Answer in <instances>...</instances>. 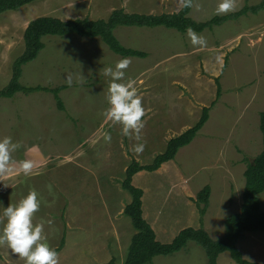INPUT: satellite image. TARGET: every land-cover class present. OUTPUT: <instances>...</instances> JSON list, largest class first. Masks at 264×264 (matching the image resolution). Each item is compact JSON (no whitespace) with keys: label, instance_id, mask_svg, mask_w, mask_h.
Returning a JSON list of instances; mask_svg holds the SVG:
<instances>
[{"label":"rangeland","instance_id":"374dc122","mask_svg":"<svg viewBox=\"0 0 264 264\" xmlns=\"http://www.w3.org/2000/svg\"><path fill=\"white\" fill-rule=\"evenodd\" d=\"M262 1L233 0L234 11L217 13L221 0H193L189 15L196 21H206L216 15L237 12L246 4L258 5ZM183 2L37 0L18 10L3 12L0 15V88L7 86L12 78L13 63L25 48V28L33 19L54 16L61 19L89 17L107 20L115 9L120 8L130 13H175L181 10ZM193 31L205 38V46L193 45L188 30L182 32L165 26H118L115 35L121 43L132 49L146 51V58L122 57L113 52L100 37L86 39L74 33L65 36L47 35L43 38L45 47L37 58L22 67L20 82L26 86L54 88L65 85L59 93L63 109L59 107L56 97L54 99L55 95L45 91L29 94L18 92L12 98L0 97V138L10 136L13 143L20 141L22 144L12 151L10 161H45L40 173L28 176L21 173L8 178L0 175V201L3 202L0 210L10 204H17L29 191H36L42 203L33 222L44 226L47 243L52 248H61L58 251L59 264L102 263L90 256V249L86 250L90 246L82 241L94 239L101 246L111 242L115 233L110 231L104 234L102 230L107 227L101 222L98 212L95 211L93 219L89 217L88 212L92 210L93 203L99 205L104 198L109 205V212L112 211V217H115V211L121 207L119 203L127 204L130 201L127 189H112L115 182L117 185L125 177L121 166L126 158L129 156L128 166L134 157L139 158L141 163H150L156 155L165 151L168 140L178 135L167 136L173 130V119L162 113L180 107L172 96L170 84L165 96L152 101L146 134L141 136V141L135 142L131 135L121 137L115 130L117 123L106 118L105 113L109 108L107 90L111 77L103 76V69L106 66L114 67L123 58L131 61L125 70L126 80H133L140 73L150 71L157 61H166L170 57L183 61L195 49H198L196 55L203 62L200 68L202 74L207 71L205 58L214 56V60L224 63L217 74L222 95L208 105L209 119L193 141L182 147L173 160L164 163L157 171L140 173L143 177H150L149 180L143 179L142 185L140 176L133 181L144 190L145 207L149 206L148 200L151 199L152 205L147 213V220H151V224L153 209L159 210L158 215L153 217L157 239L171 242L182 229L194 226L203 227L213 239H219L225 234L227 218L240 211L246 183L244 172L264 148L260 128V115L264 111V9L258 13L248 12L238 19L227 20L201 32ZM92 45L93 49L90 50ZM87 52L89 63L81 60ZM93 60L102 65L96 68L91 64ZM188 63L189 60L183 65ZM87 73L94 80L80 84ZM69 76L73 80L71 86L67 83ZM154 76L158 77L155 86L159 84L160 87L154 86L155 93L160 90L161 95V89L166 91V87L161 85L164 76L161 65L155 67ZM213 78L211 83L214 82ZM218 85L216 78L215 97ZM198 88L194 84L192 90ZM196 110L192 116L194 119L201 114L200 107ZM184 116L185 123H192L188 127L196 123L187 120L186 114ZM102 131H105L103 136ZM105 135H111L110 142L105 141ZM97 137L102 140L95 145L93 141ZM122 141L127 145L126 156L116 149ZM104 143L112 144L113 158L116 160L115 165L108 170H100L103 162L97 160L98 154H102L106 148L102 145ZM137 143L144 144L140 154L132 151ZM113 144L116 146L113 147ZM79 152L86 153L81 157ZM166 166V171L172 169L168 175H154ZM117 175L119 180L116 179ZM207 185L211 187V195L207 212L201 217L196 197ZM178 198L186 201L191 212H187L185 203L176 201ZM260 200L264 210V192L260 194ZM69 212L78 214L80 218L78 226L74 224V227L79 228V233H87L77 244L68 239L71 225ZM93 223L96 224L94 231L91 229ZM116 224L124 232L122 240L126 243V255L135 229L125 213H122V218ZM2 227L3 220H0V229ZM95 246L92 244V247ZM238 247L246 259L264 264V231L246 232ZM153 263L208 264V258L201 245L190 241L177 253L154 257ZM0 264H24V260L13 254L6 244H0ZM218 264L237 263L229 252H223L219 255Z\"/></svg>","mask_w":264,"mask_h":264},{"label":"trees","instance_id":"16d2710c","mask_svg":"<svg viewBox=\"0 0 264 264\" xmlns=\"http://www.w3.org/2000/svg\"><path fill=\"white\" fill-rule=\"evenodd\" d=\"M34 1L37 0H0V15L8 10H18ZM186 2L188 6H185ZM192 2L193 0H184L181 10L175 13H130L120 8L115 9L107 20L102 18L91 19L89 17L61 19L54 16H42L33 19L28 23L24 31V51L14 61L12 78L7 86L0 88V97L12 98L18 92L29 94L35 91H47L55 95L59 107L63 109V104L59 98L62 87L26 86L20 82L22 67L37 58L40 51L45 47L43 38L47 35L65 36L74 33L81 37H100L117 54L146 57L147 53L123 45L115 35V29L121 25L138 27L165 26L182 32H186L188 29L201 32L207 28L221 25L227 20L238 19L248 12L258 13L264 9L263 0L258 5L251 6L246 4L237 12L216 15L206 21H196L189 15ZM217 83L219 84L217 99H219L222 95L219 78H217ZM209 113L210 106H205L199 121L182 134L171 138L165 151L158 154L150 164L142 165L134 160L128 167L123 187L131 193L133 199L125 208V213L131 217L137 232L132 238L124 264H154V257L177 253L184 249L190 241H195L205 249L208 264H218L219 255L223 252H229L237 264H260L246 259L243 252L239 249L238 243L245 238L246 232L264 231V210L260 200V194L264 192V148L254 158V161L247 165L244 172L246 183L243 190L241 209L227 218L225 222L226 231L221 238L213 239L203 227H186L171 242H162L157 239V234L152 224L144 216V190L133 183L135 175L143 171H156L164 163L173 160L182 147L193 141L209 119ZM260 116V128L264 141V111ZM210 195L211 187L208 185L197 194L196 204L201 217L207 212ZM60 249L56 248V251L58 252ZM103 264L118 263L113 258Z\"/></svg>","mask_w":264,"mask_h":264},{"label":"crops","instance_id":"0c3cea01","mask_svg":"<svg viewBox=\"0 0 264 264\" xmlns=\"http://www.w3.org/2000/svg\"><path fill=\"white\" fill-rule=\"evenodd\" d=\"M192 4H193V2H192ZM191 11H192V8H191ZM85 38L88 39L89 37H85ZM92 39H94V38H92ZM91 49H93V45L90 48V50ZM136 50H138V49H136ZM196 50H198V49L193 50L188 55V57L184 58L185 60H183V61H179V60L176 61V59L172 58V57H170L166 61H164V60H162V62H160V61L158 62L157 61L156 64H155L156 66H154L150 71H146L145 73L144 72L140 73L139 75H137L133 79V81L135 82V87L137 89V93L141 97L142 106L145 109V115H144V117H142V119L144 121V128L141 130V136H144L146 134L145 133V128L147 126V123H148V120H149V117H150L149 116V110H151V108H152V101L154 100V102H155L159 97L165 96L169 92L168 84H170L171 87L173 88L172 96L180 104V107L178 109H176V110H172V112L162 111V113H165L166 115L168 114L169 117L171 119H173V121L171 122V126H172L173 130L170 131V133L169 132L167 133V136H169V137L173 136V134L180 135L184 131H186L187 129H189L193 125H195L199 121V119L201 117L203 108L205 106H208L211 103V101H213V100H215L217 98V95L215 97L216 89H217L216 78L219 77L217 75L218 74V70L221 68L222 65H224V63L220 64L221 60L220 61L217 60V59L214 60V56H213V58H212V56H210L209 58H205V62L206 63H204V64L207 66V68L205 69L207 71H206V74H202L200 72L201 71V69H200L201 68V62H202L201 60L202 59H200V56L196 55L197 54ZM140 51H143V50H140ZM143 52L147 53L146 51H143ZM88 54H89V52H87L85 57L82 56V59H81L82 62L84 61V62L89 63ZM192 56H194V57H192ZM122 57H123V55H122ZM125 57H137V56H125ZM146 57H140V58H146ZM188 60H189V63L186 64V65H183V62L188 61ZM91 64L95 65L96 68L99 67L100 65H102L100 63L95 62L94 60H93V62H91ZM87 65H89V64H87ZM158 65H161L162 72H163V75H164L161 78V83H162L161 85L166 87V91L165 92L162 91L163 89H161V95H159L160 94V90L158 91L159 93H155V87H158L159 84L157 86H155L156 81L158 80V77L154 76V69ZM89 67L90 66H88V68ZM149 72H151V73H149ZM165 77H167V79ZM210 77L211 78L214 77L213 78L214 82L211 83V78ZM89 80H94V78L92 76H90L89 73H87L86 78H83V80H82V82H80V84H85ZM194 84H196L199 87L197 90H192V87H193ZM44 87H48V86H44ZM64 87H66V86L62 85V89ZM50 88H54V87H50ZM158 88H160V87H158ZM45 92H47V91H45ZM213 92L215 93L214 95H213ZM50 93H52V92H50ZM202 93L203 94L204 93H208V94L204 96ZM193 95H194V97H193ZM53 97L55 99V96H53ZM199 107H200L199 111H201V114H199L200 116L198 115L199 116V117H197L198 119L197 118L194 119V117H192L194 115V111L197 108H199ZM165 110H170V109H165ZM185 114H186L187 120H192V122H196V123L193 124L192 126L188 127L192 123H190V124L185 123V116H184ZM115 130H117L118 133L121 135V137H123L122 125L117 123L116 127H115ZM103 133L105 134V131L101 132L102 136H103ZM178 135H176V136H178ZM131 137L135 138V134L131 133ZM124 139H126V137ZM101 140H102V138L97 137L93 142L96 145ZM135 142H138V141L135 140ZM167 144H168V142H167ZM167 144H166V147H167ZM102 145H105L106 148L104 149V151H102V154H100V153L98 154L97 160H101L103 162V165L100 168V170H108V169H110V167L115 165L114 161H116V160L113 158L115 154H114V151H113V149L111 147L112 144L104 143ZM115 146L116 145L113 144V147H115ZM126 146L127 145L125 143H123V141H122V143H119V145L116 147L117 152H122L123 155L126 156V154H124V153H126V150H127ZM84 153H86V152H79L78 154L79 155L82 154L81 155V157H82V156H84ZM155 157H154V159H155ZM136 159L134 157L133 161L134 160H136V161L140 160L139 158H136ZM153 160L151 162H153ZM31 161L34 163V168L32 170V174L40 173L41 172V168L45 165V161H40V162L39 161L35 162L34 160H31ZM128 161H129V156L126 158V161L121 166V168H122L121 170L123 171V173H125V177L123 178V181L117 182V185H116V182H115V185L112 186L113 190L114 189H118V188L121 189V190L125 189L123 187V182H124V180L126 178L127 169L130 166V164L133 162L132 161L129 164V166H128V164H127ZM20 162L21 161H10L11 164L15 165L17 171L14 172V173H11V174H5L4 177L8 178V177H14L15 175H17V176L20 175L22 173V171L18 170ZM138 162L140 164H142V165H146L145 163H141L140 161H138ZM150 163H147V164H150ZM166 168H167V166L164 167L163 169H161L159 172L155 173L154 175H156V177H159L158 174H160V173H163V175H168L170 173V170H172V169L166 171L167 170ZM153 172H155V171H153ZM140 173H142V172L137 173L135 175L134 179L140 176L139 177V182L142 185L141 182L143 181V179H148L149 180L150 177H143V175H140ZM161 177L166 178V176H161ZM111 179H114V177H111ZM116 179H118V175H117ZM172 180L173 179H171V181ZM136 186L138 187V185H136ZM170 186H171V183H170ZM169 189H170V187L167 189V191ZM129 195H130V201L127 204L124 203V202L119 203V205L121 207H119V209L117 211H115V214H116L115 217H112V211L109 212V205L107 204V202L105 201L104 198L101 201V204H99V205H97L96 203H93L92 210L90 212H88L89 217L92 218V219H93V216H95V211L98 212L99 217L101 219V222L104 225H106V227H107L106 229L102 230V231H104L105 235H107V233L110 232V231H113L115 233L114 236H112L111 242L105 243V244H103L101 246H99L97 243H95L96 240H94V239H87L88 241H82V243H84L85 245L87 244V246L88 245L90 246V247L86 248V250L90 249V252H91L90 256L94 257L95 260H98V261L101 260L100 262H102V263H100V264L108 262V261H110L113 258L116 259L118 264H124L126 259H127V256H128V253H129V247H130L132 238L135 235V233L137 232V230L135 229V227L133 225V227L135 229V233L132 235V238L130 240V244H129V247H128V252H127L126 255H124V251H125V248H126V243H124V240H122V238L124 236V232H123V229H121V227H119V225H117L116 223H117L118 219L120 220L122 218V213H125V208L127 207V205L132 202L133 197H132L131 193ZM179 200H180V203H185V206L187 207L186 208L187 212H189V211L191 212V208L186 203V201L184 199H181V198L176 199V201H178V202H179ZM144 201H145V199H143L144 216H145L146 219H148L147 218V213L149 211L148 208H150L151 205H152L151 204V199L148 200V203H149L148 207L144 206ZM108 202L110 203V201H108ZM87 203H89V202H87ZM113 206H114V204H113ZM145 209H147V210L145 211ZM81 213H83V211ZM158 213H159V210L157 212L155 210V208H154L153 209V213H152L151 216L155 217V216L158 215ZM81 215H83V214H81ZM127 216L131 219V217L129 215H127ZM78 217H79L78 214L76 215V213L72 214L71 212H69V219H70L69 224H71V225H70V232L68 234V239L69 240H73V243H76V244L78 243V240H83V237L87 236L86 235L87 234L86 231H83L85 234H82V232L79 233V228L78 227H74V224L77 225V221L80 220V218H78ZM89 217H88V219H89ZM153 217H151V219H153L152 226H154V218ZM131 222H132V219H131ZM132 224H133V222H132ZM91 226H92L91 227L92 231H94L95 227H96V224L93 223V224H91ZM96 234H95V237H96ZM92 244H94L96 246L92 247Z\"/></svg>","mask_w":264,"mask_h":264},{"label":"clouds","instance_id":"9594fccd","mask_svg":"<svg viewBox=\"0 0 264 264\" xmlns=\"http://www.w3.org/2000/svg\"><path fill=\"white\" fill-rule=\"evenodd\" d=\"M188 6V3H185ZM233 0H221L216 9L217 13L234 11ZM188 36L193 45L205 46L203 36H198L193 30L188 29ZM131 61L123 58L113 66L103 69V76L111 77L107 90V102L109 108L105 115L113 123L122 125L123 135L130 137L135 134V140L141 141V130L144 128L142 117L145 109L142 106L141 97L137 93L135 82L125 79L126 72ZM71 86L72 78H67ZM105 141H111V135H105ZM22 146L20 141L13 143V138L5 136L0 138V175L11 174L17 171L14 164L10 163L13 150ZM144 144L137 143L132 151L136 154L143 152ZM34 163L31 160H22L19 171L25 176L32 174ZM0 201V206H2ZM41 199L36 191H29L17 204H10L0 210V220L3 227L0 229V244H6L13 254L24 260V264H59V254L56 249L47 243L44 234V226L33 222L34 215L41 207ZM51 223V221H49Z\"/></svg>","mask_w":264,"mask_h":264}]
</instances>
